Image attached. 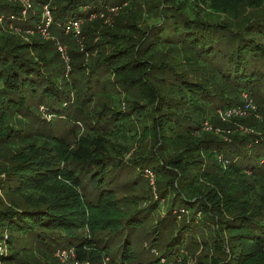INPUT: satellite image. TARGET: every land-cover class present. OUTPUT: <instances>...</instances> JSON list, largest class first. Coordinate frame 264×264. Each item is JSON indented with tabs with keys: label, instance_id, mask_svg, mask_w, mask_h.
Masks as SVG:
<instances>
[{
	"label": "trees",
	"instance_id": "1",
	"mask_svg": "<svg viewBox=\"0 0 264 264\" xmlns=\"http://www.w3.org/2000/svg\"><path fill=\"white\" fill-rule=\"evenodd\" d=\"M29 2L0 0V264L59 249L82 264H189L179 207L207 228L201 264H264V0ZM45 6L69 65L42 41ZM74 21L81 44L65 34ZM244 94L259 111L229 116L246 113ZM147 188L160 201L129 196ZM169 196L156 234L175 237L141 261L126 230Z\"/></svg>",
	"mask_w": 264,
	"mask_h": 264
},
{
	"label": "rangeland",
	"instance_id": "2",
	"mask_svg": "<svg viewBox=\"0 0 264 264\" xmlns=\"http://www.w3.org/2000/svg\"><path fill=\"white\" fill-rule=\"evenodd\" d=\"M114 13L113 14H117L115 13V10H113ZM110 19L106 18L105 22L107 23V21ZM156 21V20H155ZM83 26V25H82ZM82 26H81V31H82ZM45 27V25L43 24V26L40 29H43ZM3 28V27H2ZM3 28L4 33L9 32V29ZM6 33V34H7ZM48 37H43L42 41H44L45 43H50L51 41L55 42V47L54 45L52 47H54V49H56L55 51L57 52L58 50V44H67L65 42H62L61 40L58 39L57 34H55V30L53 29L52 26H50L48 28ZM67 34V33H65ZM17 35V34H16ZM29 38H27L26 40L28 41ZM79 40V39H78ZM80 43V40L78 41ZM81 44V43H80ZM50 57V56H49ZM58 59H62L61 57H58ZM56 61V60H55ZM61 61V60H60ZM68 69L69 67H67V74H68ZM74 77H76L74 75ZM243 99H245V101H247V110L245 109V105H243L240 109L242 111H244V109L246 110V113L244 112L243 114H240L241 117L244 118H249V116L251 115L252 112L255 111H259L257 105L255 106V101L253 99H251V97L246 96L245 94L243 95ZM246 103V102H245ZM255 103V104H254ZM251 108V109H250ZM234 109V108H233ZM253 110V111H251ZM235 111V110H233ZM237 111V110H236ZM238 113H231L229 116L233 115H237ZM255 114V113H254ZM257 115V116H256ZM255 117L258 119V121L260 123H262L264 125V116H261L259 114H256ZM48 119H50L49 116H44ZM211 124L209 123H205L204 127H208L209 130H211ZM71 129L72 125L70 126ZM249 131V133H252V128H245L243 127L241 129V131ZM59 132L64 133L65 132V126L60 124L59 125ZM75 131H78L77 128H75ZM240 131V129H239ZM149 175H152V173L149 172ZM149 182V184H148ZM147 184L149 187L154 185V181H153V175L152 178L149 179L147 181ZM147 191V194H149V198L146 200H143L141 203L142 207H146L149 205H153L156 201H160V195L158 194V191L153 188V190H149L148 188L146 190H144L143 192L140 191H133L129 196H142L145 194V192ZM168 199H162L161 200V204L157 203L159 205H156V209H155V213L152 217L151 220H146V222L144 223V226L136 231H131L130 229L126 230V235H129L130 241L131 243L134 245L135 248V252H137L138 257L141 261H145L146 259L149 260H156L158 257V252H163L165 253L167 251V246L168 244L171 242V240L175 237V235L173 233H170V231L168 229L162 228L161 230H159V234L157 233V228H156V224L157 222L161 221L162 218L168 216L167 212L169 211V207H168V201L171 200V197H167ZM140 200H138L139 202ZM242 203V201L240 199H238L237 201V205H240ZM178 207V206H177ZM182 209H176L173 213V217L171 218V222H175V224L180 226H182L183 224H187L189 225V230H187L186 234H184V237L186 238L185 241V248H188L189 250L192 249L188 254V262L189 264H201V262L205 263V259H204V255L206 253V251L204 250V241L206 240V238L202 235V230L205 228L207 229L203 224H198L192 222L193 220L196 219H200V217L198 216V214H195V216H193V213H188V210L185 207H179ZM185 208V209H184ZM185 210V211H183ZM153 211V210H152ZM159 214H158V213ZM176 217V220H174ZM169 218V217H168ZM154 219V221H153ZM169 221V223H170ZM167 225V223H166ZM170 225V224H169ZM168 227V225H167ZM209 227V226H207ZM212 229V227L209 228V230ZM173 232V231H172ZM209 235V239L210 241H212V239L210 238V234ZM202 245V246H201ZM152 247H156V250L151 249ZM154 251V252H151ZM182 252H186V250L184 248L178 250L177 253H182ZM55 256L57 257V259L54 258V255H51V257H53L54 259L48 260L46 258H44V256H41L40 254H35L34 256H25L23 257L18 264H82V262L78 261L76 256L74 254L69 253V251H64L62 249H59L58 251H56ZM164 257V256H161ZM210 259L207 258V260ZM120 258L117 259V262L120 263ZM165 261V259L163 260V262ZM17 264V263H14ZM104 264H109V261L106 259Z\"/></svg>",
	"mask_w": 264,
	"mask_h": 264
},
{
	"label": "built area",
	"instance_id": "3",
	"mask_svg": "<svg viewBox=\"0 0 264 264\" xmlns=\"http://www.w3.org/2000/svg\"><path fill=\"white\" fill-rule=\"evenodd\" d=\"M22 1H23L24 5L26 6L27 10L32 8V4L29 2V0H22ZM25 12L26 11H23L24 14H25ZM12 18H14V17H12ZM52 20H53V18H52V15H51V11L49 10L48 6H45L44 13H43V21H44L45 27L40 30L41 31V35L44 38L48 37V35H49L48 28L51 26ZM82 25H83L82 21H74V22L70 23L69 25H66L65 33H67V34L74 33V35L79 39L80 36H81V33H82V31H81V26ZM80 43H81V40H80ZM58 52L60 53V56L64 60L65 64L69 65L70 58H69V54H68L67 45L66 44H64V45L58 44ZM67 67H69V66H67ZM233 112L234 113L237 112L238 115L244 113V112H241L239 110H237V111L235 110Z\"/></svg>",
	"mask_w": 264,
	"mask_h": 264
}]
</instances>
